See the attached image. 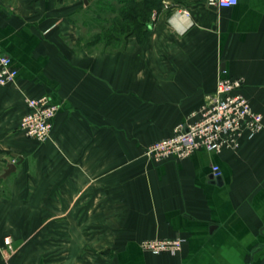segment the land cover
Returning <instances> with one entry per match:
<instances>
[{"label":"crops","instance_id":"0c3cea01","mask_svg":"<svg viewBox=\"0 0 264 264\" xmlns=\"http://www.w3.org/2000/svg\"><path fill=\"white\" fill-rule=\"evenodd\" d=\"M91 1L0 0L17 69L0 85V264H264V128L219 153H145L196 120L224 75L243 78L264 120V0H165L170 13L113 51L77 43L69 17ZM43 95L56 112L38 142L19 122ZM177 236L172 254L141 246Z\"/></svg>","mask_w":264,"mask_h":264},{"label":"built area","instance_id":"2783aa9c","mask_svg":"<svg viewBox=\"0 0 264 264\" xmlns=\"http://www.w3.org/2000/svg\"><path fill=\"white\" fill-rule=\"evenodd\" d=\"M219 7H231L237 0H210ZM17 69L11 65V57L0 46V85L13 84ZM243 78L221 76L210 101L200 106L199 117L184 126H175L170 136L151 142L145 153L156 159L168 156L186 158L196 150L219 153L223 149H237L243 133L253 136L264 128L263 114L255 110L244 94ZM27 111L21 117L19 129L23 134L38 142L50 136L52 119L56 106L46 96L30 97L26 100ZM214 175L220 172L218 165H212ZM9 242V238L5 239ZM141 246L154 254L163 251L174 253L181 248L182 237L149 238Z\"/></svg>","mask_w":264,"mask_h":264},{"label":"trees","instance_id":"16d2710c","mask_svg":"<svg viewBox=\"0 0 264 264\" xmlns=\"http://www.w3.org/2000/svg\"><path fill=\"white\" fill-rule=\"evenodd\" d=\"M170 2L176 7L181 1ZM172 5L165 7V0H92L69 18L81 28L80 46L88 50H123L130 36L142 40L153 17L162 10L170 13Z\"/></svg>","mask_w":264,"mask_h":264},{"label":"water","instance_id":"95a60500","mask_svg":"<svg viewBox=\"0 0 264 264\" xmlns=\"http://www.w3.org/2000/svg\"><path fill=\"white\" fill-rule=\"evenodd\" d=\"M85 3H87V0H84ZM13 156H16V154H12ZM19 159L17 161H11V162H7L5 165V168L1 174V177H6L7 175H9L11 172H13L16 169V165L21 161V156H18ZM212 178L216 181L217 184H222L223 180H222V175L221 173L214 175L212 173Z\"/></svg>","mask_w":264,"mask_h":264}]
</instances>
